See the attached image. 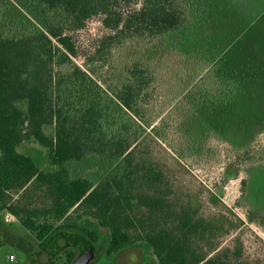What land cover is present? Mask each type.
Here are the masks:
<instances>
[{
  "label": "trees",
  "instance_id": "obj_1",
  "mask_svg": "<svg viewBox=\"0 0 264 264\" xmlns=\"http://www.w3.org/2000/svg\"><path fill=\"white\" fill-rule=\"evenodd\" d=\"M263 21L264 0H0V211L46 264H87L72 231L106 237L109 256L140 246L150 264H248L205 247L219 227L181 200L156 148L221 164L223 181L246 172L239 204L254 213Z\"/></svg>",
  "mask_w": 264,
  "mask_h": 264
},
{
  "label": "rangeland",
  "instance_id": "obj_2",
  "mask_svg": "<svg viewBox=\"0 0 264 264\" xmlns=\"http://www.w3.org/2000/svg\"><path fill=\"white\" fill-rule=\"evenodd\" d=\"M255 34L258 42L264 41V21L257 27ZM23 150L31 152L42 168L46 167L47 163L43 162L46 154L36 144L30 147L25 145ZM156 150L166 166V176L180 194L181 200L186 202L191 199L200 215L211 219L219 227L217 235L204 243L205 247L208 249L217 245L218 250H226L233 256L239 255L248 264H264V220L258 213L264 214V181L258 188L256 182H253L248 191L249 197L256 200L257 206L254 213L249 215L252 205L239 204L240 197L246 192L243 187L246 172L242 171L238 177L223 181L221 164L196 168L178 160L165 145L158 146ZM74 168L78 170V166ZM71 233L75 239L72 243L78 249L93 251L94 260H87L89 264H150V259L146 257L152 258L151 254L140 246L127 248L117 256L115 254L110 257L105 255L106 237L97 241H84L77 238V232ZM62 241L64 243L65 240ZM41 250L39 242L14 215L8 211H0V264H46L49 254L42 253ZM87 254L89 252L83 255L88 258ZM11 256H14L13 260ZM58 256L61 262L67 261L64 249L58 252Z\"/></svg>",
  "mask_w": 264,
  "mask_h": 264
},
{
  "label": "flooded vegetation",
  "instance_id": "obj_3",
  "mask_svg": "<svg viewBox=\"0 0 264 264\" xmlns=\"http://www.w3.org/2000/svg\"><path fill=\"white\" fill-rule=\"evenodd\" d=\"M93 249V248H92ZM88 250H86L85 252L84 251H80L79 253H78V255L79 254H84V253H88L89 252V255L87 254L86 256L88 257V260H90V262L92 261V260H94V257H93V255H92V253H93V251L92 250H90V251H88ZM92 251V252H91ZM41 252H42V250H41ZM42 253H44V252H42ZM49 254V253H48ZM105 255L106 256H109V255H107V253H106V251H105ZM49 256H50V254H49ZM58 255H54V258H56ZM116 256H117V254H116ZM110 257H112V256H110ZM116 259V258H115ZM49 260V259H48ZM117 261V260H116ZM116 261H115V263H116ZM47 263V262H46ZM87 264H89V261H87ZM98 264H100V263H98Z\"/></svg>",
  "mask_w": 264,
  "mask_h": 264
},
{
  "label": "built area",
  "instance_id": "obj_4",
  "mask_svg": "<svg viewBox=\"0 0 264 264\" xmlns=\"http://www.w3.org/2000/svg\"><path fill=\"white\" fill-rule=\"evenodd\" d=\"M10 258H11V260H13L14 259V256H11Z\"/></svg>",
  "mask_w": 264,
  "mask_h": 264
}]
</instances>
